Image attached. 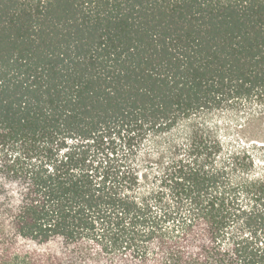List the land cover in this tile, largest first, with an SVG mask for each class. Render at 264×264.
Listing matches in <instances>:
<instances>
[{
    "label": "trees",
    "instance_id": "obj_1",
    "mask_svg": "<svg viewBox=\"0 0 264 264\" xmlns=\"http://www.w3.org/2000/svg\"><path fill=\"white\" fill-rule=\"evenodd\" d=\"M0 264H264V0H0Z\"/></svg>",
    "mask_w": 264,
    "mask_h": 264
},
{
    "label": "rangeland",
    "instance_id": "obj_2",
    "mask_svg": "<svg viewBox=\"0 0 264 264\" xmlns=\"http://www.w3.org/2000/svg\"><path fill=\"white\" fill-rule=\"evenodd\" d=\"M213 121H216L219 124H226L234 127V125H236V123L238 122V119L232 116H219L215 117Z\"/></svg>",
    "mask_w": 264,
    "mask_h": 264
}]
</instances>
